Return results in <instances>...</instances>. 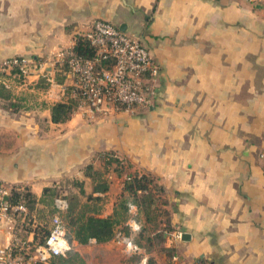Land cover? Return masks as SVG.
<instances>
[{
  "label": "crops",
  "instance_id": "crops-1",
  "mask_svg": "<svg viewBox=\"0 0 264 264\" xmlns=\"http://www.w3.org/2000/svg\"><path fill=\"white\" fill-rule=\"evenodd\" d=\"M97 19L147 47L159 68L156 96L144 109L76 108L54 122L51 108L68 100L72 78L50 64ZM12 57L46 61L48 74L33 71L0 97V182L38 198L67 178L88 186L84 167H99L111 152L126 166L110 171L104 215L127 177L145 175L163 188L173 253L157 254V264H264V4L0 0V63ZM14 228L0 212V247ZM82 246L72 243L80 253Z\"/></svg>",
  "mask_w": 264,
  "mask_h": 264
},
{
  "label": "built area",
  "instance_id": "built-area-1",
  "mask_svg": "<svg viewBox=\"0 0 264 264\" xmlns=\"http://www.w3.org/2000/svg\"><path fill=\"white\" fill-rule=\"evenodd\" d=\"M250 3H262L264 0H247ZM92 56L79 54L74 48L59 50L51 68L66 65L68 75L72 78L70 97L77 109L92 112L111 110L135 111L150 106L156 96V78L159 68L154 64L151 54L138 37L130 36L114 23L97 19L92 23L86 35ZM47 62L25 57H12L0 63V71L9 74L10 78L1 77L0 83L11 88L21 77L33 71L46 76ZM68 88H66V91ZM12 188L0 182V212L13 221L11 211L28 213L23 203L10 205L9 197ZM59 210L65 211L68 203L65 199H57ZM135 208V207H133ZM134 211V209H132ZM138 226L136 220L130 223ZM116 237L126 243L131 252L141 249L121 232ZM72 243L67 237V229L60 213L52 219L50 233L43 244L32 245L31 240L13 234L11 241L0 247V264H36L49 262L53 257L67 256Z\"/></svg>",
  "mask_w": 264,
  "mask_h": 264
},
{
  "label": "trees",
  "instance_id": "trees-1",
  "mask_svg": "<svg viewBox=\"0 0 264 264\" xmlns=\"http://www.w3.org/2000/svg\"><path fill=\"white\" fill-rule=\"evenodd\" d=\"M75 50L84 56L93 55V50L89 46V41L86 37L79 38L75 46ZM61 67L64 68L62 70L63 75L67 76L68 67L66 65H62ZM6 89L7 88L4 85L0 84V97L10 98ZM69 90L70 87H68L67 92L69 96L68 100L56 102L51 108L52 120L54 122L67 121L76 109L77 103L70 97ZM101 159L105 162L106 168L97 167L91 163L86 165L83 169L85 178H88L90 181L91 189L88 188L87 182L84 179L75 178L76 180H72L73 186H76L78 190L72 192L74 194L69 197L68 208L66 213L63 214L66 220H68L67 224L65 222L64 223L67 229V237L72 243L76 242L78 244H87L91 239H95L98 243L108 242L114 238L116 230L119 226H122L127 221L128 203H132V201L136 202L146 211H151V208L155 203L154 194L152 192V188L150 187L153 180L145 175H134L130 176V178L126 180L124 187V191L128 192L130 194V198L133 197V200L130 201V198L123 196L114 206L113 212L109 215H104V206L100 203L97 204L96 202L106 200L103 195H106L110 188V181L108 178L110 170H108V167L113 164L120 165L121 160L111 152L102 155ZM156 186L160 190L159 192L162 193L163 188L158 185ZM60 190L61 189L58 184L47 187L45 188L43 195L38 198L28 187L13 186L8 202L10 205L23 203L31 213L34 211L42 213L39 215L38 220L39 224L44 226L48 223L40 218L43 214H45L46 209L51 211L53 214L52 219L58 213L54 206V200L59 195ZM40 206H43L44 210L39 208ZM11 214L14 220L20 222L16 224L14 228V233L17 236L28 239L29 232L33 231L34 239L31 240L32 245L36 246L45 243L51 227L49 229L43 228L42 230L44 235L41 236L38 230L27 227L26 221L29 219V215L14 211H11ZM81 258L80 253L72 248L67 256L53 257L47 263L37 262L36 264H73L74 260H82Z\"/></svg>",
  "mask_w": 264,
  "mask_h": 264
},
{
  "label": "rangeland",
  "instance_id": "rangeland-1",
  "mask_svg": "<svg viewBox=\"0 0 264 264\" xmlns=\"http://www.w3.org/2000/svg\"><path fill=\"white\" fill-rule=\"evenodd\" d=\"M105 166V162L100 159L99 167L106 168ZM125 166L126 164L122 160L120 165L113 164L108 167V170H110L111 172L116 171L118 174H121L123 172H121L120 170H123ZM110 173L108 174V178L110 176ZM75 178L76 177L71 179L67 178L63 180V182L61 181L60 183H58L61 190L59 192V195L54 200V206L57 209V212L60 213L62 219L66 224L68 223V220H66L63 214L66 213L67 209L65 211L59 210L56 204V200L65 199L67 203H69V197L74 194L72 192L78 190V188L76 186H73L72 184V180H76ZM128 178L130 177H127L126 179ZM156 185L157 184L155 182L150 184L155 198V203L153 204L151 211L144 210L143 208H141L142 206L140 207L136 202L132 201V203H128L127 221L122 226H119V228L116 230V233L121 232L127 239H130L134 244H137L141 249L139 252L129 251L126 247V243L123 242V239L120 240L119 238H117L115 233L114 238L108 242L96 243V241L90 243L89 241V243L84 244V246H82L83 248H81V253L83 255L79 251H77L80 253L82 257L81 259L83 261L80 259H76L73 261V264H141L142 255H144V249L149 253V258L147 259V261H145V264H157V261L155 259L157 254H159V259L162 257L161 254H165L166 256L170 257L173 253V250L165 247V232L169 229V212L166 208V202L162 196V193L159 192L160 190ZM88 188L91 189L90 183L88 184ZM123 196L130 198V194L128 192L122 191V193L117 198V202H119ZM129 200H133V197H131ZM117 202H115V205ZM96 203L102 204L104 208L108 206V204H106V200H100ZM132 209H134V211H132ZM41 214L42 213H38L36 211L31 213L28 210L27 215H29V219H27L26 223L28 228L38 230L40 232V235L43 236L44 232L42 229H49L51 227V219L53 214L51 213V211H48V209H46L45 214H43L42 217L40 216V219H43V221L45 220L48 223L44 226L39 224L38 217ZM134 220H136L138 226L133 228L130 225V222L134 223ZM35 221L38 227L34 226ZM13 223L16 225L20 222H17L13 218ZM170 264L175 263H171L170 261Z\"/></svg>",
  "mask_w": 264,
  "mask_h": 264
},
{
  "label": "water",
  "instance_id": "water-1",
  "mask_svg": "<svg viewBox=\"0 0 264 264\" xmlns=\"http://www.w3.org/2000/svg\"><path fill=\"white\" fill-rule=\"evenodd\" d=\"M5 199H6V200H8V199H9V197H8V196H6V197H5ZM182 237H183V239H185L186 237H188V235L184 233V234L182 235Z\"/></svg>",
  "mask_w": 264,
  "mask_h": 264
}]
</instances>
